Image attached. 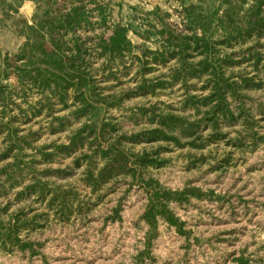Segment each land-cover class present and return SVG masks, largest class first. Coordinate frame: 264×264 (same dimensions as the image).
Here are the masks:
<instances>
[{
    "label": "trees",
    "instance_id": "16d2710c",
    "mask_svg": "<svg viewBox=\"0 0 264 264\" xmlns=\"http://www.w3.org/2000/svg\"><path fill=\"white\" fill-rule=\"evenodd\" d=\"M108 5V0H39L35 25L28 30L26 50L13 55L0 53V245L5 248L20 245V232L38 226V218L45 215L30 216L34 209L10 211L11 205L22 200L44 203L47 216L56 209L60 218H68L79 191L73 185L65 187L58 183V178H67L85 165L84 181L94 193L122 174L134 175L135 170L128 165L129 150L121 147L126 139L170 140L181 146L180 139L185 137L190 138L186 142L192 147L202 146L196 143L201 138L200 128L217 129L221 122H238L242 113L235 114L230 107L229 93L241 100L244 89L261 86V81L255 85L253 79L227 73L229 67L240 61H236L235 52L229 53L226 48L252 40L246 59H254V67L259 68L263 60L258 46L264 38V0H220L219 4L211 2L198 11L183 6L178 13L186 21L184 29L166 21L159 9L148 11L138 24L135 21L139 17L134 15L125 23L107 25ZM133 12L139 14L140 10L135 7ZM152 18L157 23H152ZM94 30L96 33H92ZM130 32L143 42L134 44L129 39ZM154 37L157 48L153 50L148 43ZM127 60L137 63L136 74L142 76V81L138 88L128 89L126 97L138 92L156 96L160 89L180 81L186 93L181 108H192L196 119L189 121L173 109L156 115V106L147 107L141 112L150 115L148 119L156 128L131 136L119 134L113 117L104 112L121 107L123 95L108 93L99 82L116 77L117 72H122L119 66ZM171 62L174 65L170 67L168 81L158 78L154 82L145 77L155 67H169ZM129 66H124L125 74ZM98 70L100 73L96 74ZM188 80L202 82L198 90L208 93L189 92ZM35 94L38 99L31 102ZM55 104L69 109L80 125L69 133L68 143L38 145L39 130L28 121L43 112L52 114ZM156 117L158 120L154 121ZM56 119L60 122L49 126L52 133L65 129L61 117ZM151 154L156 155L157 151L134 154V163H154ZM63 156H73L74 167L50 165ZM97 156L104 160L101 166H97ZM38 164L45 166L43 173L38 171ZM143 183L151 193L145 219L154 225L157 216L162 215L170 223L178 224L167 209V202L183 196L162 190L152 179ZM11 190L13 197L9 196ZM194 190L188 194L200 197V191Z\"/></svg>",
    "mask_w": 264,
    "mask_h": 264
},
{
    "label": "rangeland",
    "instance_id": "374dc122",
    "mask_svg": "<svg viewBox=\"0 0 264 264\" xmlns=\"http://www.w3.org/2000/svg\"><path fill=\"white\" fill-rule=\"evenodd\" d=\"M177 1H172L174 6ZM110 4L113 3L108 5L110 17L107 25L111 26L122 21L125 23L134 15L139 17L135 21L138 24L148 11L153 10L141 6L139 14H133L128 8L129 12L121 15L114 13ZM174 8H171L173 11L159 8L161 16L184 29V16ZM152 23H157L155 18ZM157 27L162 28L159 24ZM94 31L92 33H96ZM101 31L97 29V33ZM87 34L91 35V32ZM129 39L134 44L143 42L132 32ZM154 39L157 40L154 37L148 43L153 50L157 48ZM252 43V40L233 43V47L226 48L229 53L235 52L236 61H240L228 68V74H241L246 79H253L255 85L261 81L259 87L244 89L241 100L232 98L229 93L230 107L235 114L242 113L236 124L221 122L217 129L200 128L201 138L196 143L203 145L199 147L187 144L190 138L185 137L180 139L181 146L170 140H124L121 147L129 150L128 165L135 173L122 174L104 187L99 192L102 200L97 207L93 204L95 196H90L89 188L84 187L83 168L74 170L67 178H58L57 181H69L76 186L82 204L89 203L91 210L59 220L50 212L46 215L44 203L35 204L38 214L45 215L38 218V226L30 230L26 227L20 232V245L0 246V264H234L235 258L239 257L245 258L248 264H264V38L260 39L261 45L257 44L263 57L259 68L254 67V59H246L247 48ZM173 65L171 62L169 67H155L145 77L154 82L158 78L168 81ZM124 66L130 68L127 74ZM118 69L122 72H117L116 77L101 79L99 84L110 94L123 95L121 107L102 111L105 116L108 113L113 117L119 134L131 136L156 128L157 125L148 119L150 115L141 112L147 107L156 106V115L173 109L174 113L188 117L189 121L196 119L192 108H181L186 93L180 81L160 89L156 96L139 95L138 92L126 97L124 94L128 89L138 88L142 76L136 74L137 63L131 60ZM95 73L99 74L100 70ZM188 83L189 92L208 93L198 90L202 82L188 80ZM37 99L35 94L31 102ZM62 107L55 104L52 114L43 112L28 121L33 129L39 130L38 145L53 140L63 143L72 129L80 125L72 118L69 109L63 110ZM56 117H61L66 125L64 131L52 133L49 129L51 123L60 122ZM157 120L156 117L154 121ZM144 151H157L156 155L150 156L157 164L136 165L134 154ZM72 159L73 156L57 159L53 162L54 167L68 168ZM96 161L97 166L104 163L98 156ZM38 166V171L43 173L41 169L45 166ZM151 179L162 190L183 196L167 202V209L178 224L170 223L162 215L157 216L154 225L145 219L151 193L143 182ZM192 189L199 190L200 197L188 194ZM184 192L187 194L182 195ZM9 196H14L13 190ZM15 208L16 205H11L10 211ZM112 208L113 214L109 216Z\"/></svg>",
    "mask_w": 264,
    "mask_h": 264
},
{
    "label": "crops",
    "instance_id": "0c3cea01",
    "mask_svg": "<svg viewBox=\"0 0 264 264\" xmlns=\"http://www.w3.org/2000/svg\"><path fill=\"white\" fill-rule=\"evenodd\" d=\"M110 4V7H113L115 9L114 13L116 14H127L128 8L133 11V9L141 8V6L145 7L146 10H152V9H165L167 11L172 10L171 8H174L176 11H181L183 6H189L192 7V9H198L204 7L206 8L211 2H215L216 4H219L220 0H178L177 6H174L172 1L173 0H108ZM127 4H126V3ZM140 5V6H139ZM39 9V0H0V53L2 54H19L26 50V47L28 45V30L30 27L35 25V19L34 16L38 12ZM180 9V10H179ZM135 121V120H134ZM65 123V122H62ZM66 124H64L65 126ZM69 136V135H68ZM69 138L67 141H64L63 143H68ZM258 141H261V137H258ZM56 142V141H52ZM51 143V142H50ZM62 158H68L67 156L58 157L57 159ZM74 157L72 159V163H68V168L74 167ZM54 167L55 163L53 162L50 164ZM83 168L85 170V165L80 166L77 170ZM58 183L63 184L65 187L69 185H73L69 181L66 182H60ZM111 183V182H110ZM110 183H107L104 187L106 188L109 186ZM74 186V185H73ZM84 187L89 188V195L95 196L93 200L95 204V207H97L100 204V201L102 200V195L99 194V192H102V187L100 190L92 193V189L89 185L85 183ZM76 190L77 187L74 186ZM17 190H20L18 188ZM79 191V190H78ZM92 201V200H91ZM36 203H33L31 201L22 200L18 204H16L15 210H25L28 209H34L33 212L30 213V216L39 213L37 211V207H34ZM79 205H81V210H79ZM74 211L68 216V218H60V216L56 213V209L50 211V214L52 217H58L59 220H66L71 217L74 213H81L83 215L84 213H87L90 211L89 203L82 204V201L78 199L74 203ZM94 207V210H95ZM113 214V208L110 212L109 216H112ZM32 228V227H31ZM31 228H28L30 230ZM1 246V245H0ZM234 264H248V261L245 258L239 257L235 258Z\"/></svg>",
    "mask_w": 264,
    "mask_h": 264
}]
</instances>
